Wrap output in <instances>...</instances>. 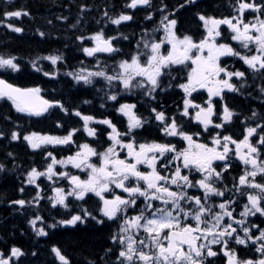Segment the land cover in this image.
<instances>
[{
	"label": "snow or ice",
	"instance_id": "1",
	"mask_svg": "<svg viewBox=\"0 0 264 264\" xmlns=\"http://www.w3.org/2000/svg\"><path fill=\"white\" fill-rule=\"evenodd\" d=\"M78 8L70 27L91 6ZM227 8L217 15L201 0H124L115 11L106 4L98 29L75 37L95 65L66 73L77 85H101L100 107L112 102L102 118L45 98L39 85L12 82L21 63L0 54V141L19 142L42 159L22 173L18 198L8 199L35 236L58 226H108L107 246L87 264H264V0H228ZM136 11L153 26L130 37L120 29ZM24 16L27 9L5 0L0 25L21 33L9 21ZM109 26H116L114 35L106 34ZM39 59L30 62L36 71ZM43 59L56 66L63 57ZM253 92L259 106H251ZM230 94L249 98V107L238 109ZM13 109L27 117L58 110L79 120H56L63 134L54 135L29 130ZM4 155L14 167L0 162V173L20 167L14 152ZM44 181L52 208L72 206L52 223L38 210ZM25 185L34 186V195H24ZM51 253L59 264H73L60 247ZM28 254L5 245L0 264H22Z\"/></svg>",
	"mask_w": 264,
	"mask_h": 264
},
{
	"label": "trees",
	"instance_id": "2",
	"mask_svg": "<svg viewBox=\"0 0 264 264\" xmlns=\"http://www.w3.org/2000/svg\"><path fill=\"white\" fill-rule=\"evenodd\" d=\"M123 2L124 0H7L8 5L15 8L23 7L29 12V16L9 21L21 27L23 29L21 33H15L0 25V54L10 53L16 56L22 66V71L19 74H10L12 82L22 86L39 85L42 89L41 95L45 98L62 99L69 105L79 106L84 113H87L88 110V114L95 115L96 113L97 115L100 100L95 88L77 85L66 73L74 69L78 70L81 66H93L95 60L86 57L82 51L78 50L80 42L75 37L82 34L87 35L98 29L96 20L100 18V12L104 10L106 4L112 6V10L115 11L121 8ZM166 2L171 5L175 4L176 0H166ZM81 3L90 5V11L84 14L80 24L75 28L70 27L77 19L78 5ZM227 4L226 0H201L202 7L217 15L228 12ZM4 5L5 0H0V10H3ZM145 14L143 11H136L134 22H128L127 26L120 30L131 37L132 33H136L138 36L141 27L151 28L153 24L143 19ZM182 15L186 16L187 14ZM60 16H66L68 19H57ZM158 18L156 16V19ZM115 27L109 26L107 28L109 32L106 31V34L114 35ZM185 27L194 28L195 24L186 22ZM39 32H44L45 35L40 36ZM132 40L134 44L135 37H132ZM122 46L127 51V42H123ZM49 55H61L63 59L53 66L49 60L43 59ZM37 57L41 58L37 60V66L41 71H36L30 63ZM44 71L55 72V75L46 77L43 75ZM83 99L92 100L93 103L83 105L80 103ZM235 105L240 110H246L249 107L243 102ZM12 116L14 118L24 117L19 122L25 126L31 124L29 130L48 132L54 135L63 134L62 129L55 127L56 120L59 119L62 123L66 121L68 125H73L79 120L78 117L70 114L65 115L58 110H50L41 117H27L25 114L15 113L13 109ZM0 127H4V124L0 123ZM49 148L51 149V146ZM8 151L16 154V163L20 167L10 173H0V177L9 176L7 182L0 179V250H3L5 245L10 247L13 243L26 249L29 254L22 258V264H59L58 261H55L54 254L51 253L53 245L60 247L73 264H87V260L96 259L101 254L102 248L107 246L108 226L101 227L94 223L75 227L58 226L47 229L48 236L39 237L35 236L27 224L26 216L15 211L14 207L8 203V199H15L20 195L16 188L19 186L22 173L33 163L38 165L42 163L41 156L34 155L26 145L19 142L9 144L7 141H0V162L7 164L9 169H12L14 165L10 160L5 159L4 154ZM59 154L67 155L68 152ZM47 183L44 181L42 184L44 199L41 200L38 210L41 215L47 218V223H52L53 218H62L65 213L71 211L72 206L69 209L60 206L52 208L47 200V197L52 193L50 189L44 187ZM33 187L25 185L24 195H34ZM36 210V208L32 209V211ZM47 249L49 255L48 258L46 257L47 260H40V250ZM32 252H36V255L32 256Z\"/></svg>",
	"mask_w": 264,
	"mask_h": 264
},
{
	"label": "flooded vegetation",
	"instance_id": "3",
	"mask_svg": "<svg viewBox=\"0 0 264 264\" xmlns=\"http://www.w3.org/2000/svg\"><path fill=\"white\" fill-rule=\"evenodd\" d=\"M225 14H227V13H225ZM249 91H252V89L250 88ZM230 96H231V94H230ZM255 96H256V93L253 92V98L251 99V106H259V104H260V100L256 99ZM176 99H177V97H171V98H168L167 102L169 104H173ZM231 99H232V103L234 104V106H236L235 104L240 103V102H243L244 105L249 106V98H247L245 96H231ZM109 112H111V109L107 110L105 108H99V113L97 114V118H102V116H101L102 113H109ZM101 127H103V126H101Z\"/></svg>",
	"mask_w": 264,
	"mask_h": 264
},
{
	"label": "rangeland",
	"instance_id": "4",
	"mask_svg": "<svg viewBox=\"0 0 264 264\" xmlns=\"http://www.w3.org/2000/svg\"><path fill=\"white\" fill-rule=\"evenodd\" d=\"M106 31H108V32H109V30H108V29H106ZM101 56H103V55H101ZM101 56H100V57H98V58H100L101 60H103V57H101ZM94 65H95V63L93 64V66H94ZM93 66H92V67H93ZM100 86H101L100 84H95V85H93V86H85V87H89V88H91V87L93 88V87H94V88H95V90H97V89H99V88H100ZM101 95H102V93H101ZM63 227H72V226H63Z\"/></svg>",
	"mask_w": 264,
	"mask_h": 264
},
{
	"label": "bare ground",
	"instance_id": "5",
	"mask_svg": "<svg viewBox=\"0 0 264 264\" xmlns=\"http://www.w3.org/2000/svg\"><path fill=\"white\" fill-rule=\"evenodd\" d=\"M48 256H49L48 255V249L47 250H40V258H41L40 260H47Z\"/></svg>",
	"mask_w": 264,
	"mask_h": 264
}]
</instances>
